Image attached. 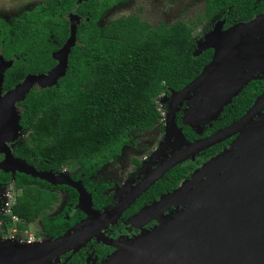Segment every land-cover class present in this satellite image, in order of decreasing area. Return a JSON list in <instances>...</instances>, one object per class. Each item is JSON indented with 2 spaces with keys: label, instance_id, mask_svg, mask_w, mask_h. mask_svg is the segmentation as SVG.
Returning <instances> with one entry per match:
<instances>
[{
  "label": "trees",
  "instance_id": "obj_1",
  "mask_svg": "<svg viewBox=\"0 0 264 264\" xmlns=\"http://www.w3.org/2000/svg\"><path fill=\"white\" fill-rule=\"evenodd\" d=\"M78 1L42 0L8 22L0 19V55L13 61L4 73L3 91L28 74H44L54 68L52 54L69 36L67 16L74 13L82 19L65 76L54 87L33 88L18 104L24 137L16 141L12 153L41 172L77 168L71 179L82 180L93 206L99 209L107 203L104 192L109 183H94L91 177L114 163L124 148L133 146V134L160 126L162 117L155 100L163 93L169 95V90L187 86L210 62L213 52L209 49L193 57L194 30L182 21L152 26L129 15L100 26L102 18L125 0ZM203 1L199 22L207 24L221 16L225 20L223 29L251 20L264 7V0ZM263 88L262 81L250 82L202 135L182 125L180 115L176 124L189 143L208 136L240 118ZM232 139L212 147L207 155H213ZM204 160L175 166L147 191L146 200L173 192ZM10 184L15 201L11 214L18 222L13 224L10 216L0 215L4 233L13 226L12 230L22 234L39 223L36 239H55L83 217L75 211L67 220L65 208L50 216L59 196L45 181L0 171V188ZM59 188L67 191L68 202L74 206L76 191L67 186Z\"/></svg>",
  "mask_w": 264,
  "mask_h": 264
},
{
  "label": "water",
  "instance_id": "obj_2",
  "mask_svg": "<svg viewBox=\"0 0 264 264\" xmlns=\"http://www.w3.org/2000/svg\"><path fill=\"white\" fill-rule=\"evenodd\" d=\"M68 20L69 36L52 54L54 68L44 74H28L3 94L4 73L13 61L0 55V171L74 189L78 195L75 209L86 218L55 239L33 244L1 242L0 264H56L60 256L70 252L63 263L66 264L169 170L233 137L228 148L204 162L173 192L145 207L139 216L145 221L156 220L157 224L125 240L101 264H264V90L236 121L190 143L176 125L174 111L185 105L181 124L202 135L204 127L211 126L233 98L256 80L257 74L264 73V14L226 29L225 20L221 19L205 41L196 43L193 57L209 49L212 57L187 86L179 91L169 90L164 138L145 163L156 164L155 167L114 206L101 212L93 209L91 194L81 179L37 171L12 153V145L23 135L18 104L33 88L54 87L66 74L76 30L82 22L76 14ZM178 136L182 145L169 156L164 155L170 140ZM2 201L0 193V208ZM177 204L182 207L179 211L171 216L165 214L169 206Z\"/></svg>",
  "mask_w": 264,
  "mask_h": 264
},
{
  "label": "rangeland",
  "instance_id": "obj_3",
  "mask_svg": "<svg viewBox=\"0 0 264 264\" xmlns=\"http://www.w3.org/2000/svg\"><path fill=\"white\" fill-rule=\"evenodd\" d=\"M41 1L42 0H0V17L5 21H10L19 13L32 9ZM203 12V0H125L123 4L109 11L99 22V25L103 26L110 19L128 15H135L139 17L140 20L145 21L152 26L158 24L159 22L172 23L175 21H182L193 28L194 39L199 45L203 41H205L208 35L213 31L215 23L222 19L221 16H217L211 22L207 24H201L199 22V18L203 16ZM72 14L74 13H71L69 16H67V19H69ZM261 76V74H257L255 77H258L257 79H260ZM169 97L170 94L167 95L163 93L155 100V103L158 105L160 114L161 112L164 113V115H161L162 119L160 126L150 132L133 134V146L124 148L120 157L114 163L103 167L93 177V181L107 182L109 184L114 183L117 186L121 185L118 188V193H121L129 185L131 180H128L126 184H123V180L127 175L130 174L131 171H134V162L137 161L140 164L141 162L147 163L150 155L155 149H157L160 142H162L164 138V120L170 107L169 102L166 103L165 99H169ZM184 106L185 105H181L180 107L178 106V108L182 110L184 109ZM174 111L175 115H177V113L179 112L175 109ZM23 137L24 135H20L19 137H17V140L22 139ZM175 138L177 141L175 140ZM175 138L170 140L169 147L164 155H168L170 152L176 150L182 145L178 142V140H181L180 136ZM149 164L153 165L151 163H148V165ZM65 169L66 173H63V175L66 176H69L77 170V168L71 167H66ZM0 193H9V195L13 196L14 198V192L12 190L11 184L1 187ZM59 196L60 202L51 214H55L59 210H61L63 206L66 205V202L69 198L68 194H66L64 191H60ZM181 208L182 207L180 205L178 206V204L173 206V209L170 211L169 215L171 216L175 214ZM12 228L7 230L5 233L0 228V243L10 241L17 244H25L27 236H33L35 232L40 230L41 226L38 223L32 224L29 226L28 231L22 234L14 232ZM145 230H141L138 235H140ZM138 235H135L132 238ZM132 238H125L121 241H118L116 243V246L118 247L125 240ZM40 241L42 240H37L35 241V243H39Z\"/></svg>",
  "mask_w": 264,
  "mask_h": 264
},
{
  "label": "flooded vegetation",
  "instance_id": "obj_4",
  "mask_svg": "<svg viewBox=\"0 0 264 264\" xmlns=\"http://www.w3.org/2000/svg\"><path fill=\"white\" fill-rule=\"evenodd\" d=\"M123 4V3H122ZM116 8V7H115ZM113 10V9H112ZM264 14V7H263V10L256 14L253 18H255L256 16L258 15H262ZM129 16V15H128ZM252 18V19H253ZM0 19L4 20L3 18L0 17ZM5 21V20H4ZM8 22V21H7ZM9 61V60H7ZM262 76L260 77V79H256L254 81H262L264 82V73L261 74ZM252 82V81H250ZM249 82V83H250ZM248 83V84H249ZM247 84V85H248ZM264 90V88H263ZM262 90V91H263ZM261 91V92H262ZM5 91H3L2 89V94L4 93ZM227 107V106H226ZM225 107V108H226ZM185 108V106H184ZM183 110V109H182ZM182 110H180L177 115H176V118L177 116L180 115V120L182 119ZM224 110V109H223ZM248 110V109H247ZM223 112V111H222ZM220 116V115H219ZM175 123H176V119H175ZM177 125V124H176ZM212 125V123H211ZM178 126V125H177ZM228 126V125H227ZM179 127V126H178ZM211 126L209 125H206L204 127V130H203V133L205 132L206 128H210ZM226 127V126H225ZM224 128V127H223ZM219 130V129H218ZM216 132V131H215ZM202 133V134H203ZM214 133V132H213ZM212 134V133H211ZM206 137V136H204ZM200 138H203L200 137ZM200 138H197V139H200ZM235 137H233L234 139ZM195 139V140H197ZM232 139V140H233ZM232 140H230L224 147L218 149L217 151H215V153L212 155V154H209L207 155V153L209 152L207 149L206 151L200 153L198 156H196L195 160H188V161H192L193 163L194 162H197L198 160H202V159H205L204 161L202 162H206L208 159H210L211 157L215 156L216 154L222 152L224 149L228 148L229 147V144L232 142ZM226 142V141H225ZM16 143V142H15ZM14 143V144H15ZM224 143V142H223ZM14 144L12 145V148L14 146ZM222 144V143H221ZM169 147V145H168ZM215 147V146H213ZM168 148H166L167 150ZM211 149V148H210ZM171 153V152H170ZM170 153L167 155L169 156ZM158 155V152H156V155L155 157H157ZM3 159V155H0V161ZM157 162V161H155ZM187 162V161H186ZM185 163V162H184ZM135 164V167H134V171H131L129 175H127L125 177V179L123 180V184H126V182L128 180H131L129 185L121 192V193H118L119 191V186L115 185L114 183L112 184H109V188L104 192V195H105V199H107V203L105 205H103L101 208H95L93 205V209L101 212L104 210V208L106 207H109V206H114L116 201L123 196V194L125 192H127L130 188H132L134 185H136L144 176L146 173H148L150 170H152L156 164H153V165H147L143 162H141V164L139 162H134ZM202 164V163H201ZM201 166V165H200ZM199 165L195 166L193 171L196 170L198 167H200ZM105 167V166H104ZM102 169V168H101ZM100 169V170H101ZM99 170V171H100ZM77 171V170H76ZM98 171V172H99ZM170 171V170H169ZM168 171V172H169ZM192 171V172H193ZM96 172L95 175L98 173ZM167 172V173H168ZM191 172V173H192ZM55 174L59 175V174H63V173H66V169H61L59 171H54ZM166 173V174H167ZM76 174V172L72 173L69 175V177H73L74 175ZM165 174V175H166ZM93 175L91 177V181L96 183V181H93V177L95 176ZM164 175V176H165ZM163 176V177H164ZM162 177V178H163ZM161 178V179H162ZM160 179V180H161ZM159 181V180H158ZM157 181V182H158ZM184 181V180H182ZM182 181L180 182V184L182 183ZM156 182V183H157ZM107 183V182H106ZM122 184V185H123ZM155 184V183H154ZM153 184V185H154ZM50 185V184H49ZM115 185V186H114ZM153 185L147 190L149 191ZM52 192H56L59 196V192L60 191H64L66 194L67 191L62 189V188H59L61 186H52ZM179 186V185H178ZM115 189V190H114ZM113 192H112V191ZM118 191V192H117ZM144 192L138 199L135 200V202L130 205L121 215L120 217L111 225H109L107 228H105L104 230H102L101 234H99L98 237H95L93 238L92 240L88 241L85 246L83 248H81L78 252H76L74 255L71 256V258L67 261L66 264H101L104 260H106L111 254H113L116 250H117V246H116V243L118 241H121L125 238H132L133 236L135 235H138L139 232L141 230H149L151 229L153 226H155L157 224V221L156 220H152V221H145L144 218L142 216H139L140 213L142 212V210L149 206V205H153L155 203H158L160 201V198H161V195H156V198L152 199V200H146L147 196L145 197V194L147 193ZM174 191V190H173ZM172 191H166L163 195H166V194H169L171 193ZM69 196V195H68ZM69 200V198H68ZM66 202V205L63 206L62 209H67L68 213L66 214L65 218L67 220H69V217L75 212V211H79V210H76L75 209V205L74 206H71L69 204V202ZM59 202H60V196H59ZM59 203H57L54 208L52 210L49 211V214L50 216H55L57 214L60 213V211L62 210H59L57 213L55 214H51L55 207L58 205ZM173 206L174 205H171L168 207V210L165 212V214H168L170 213V211L173 209ZM81 212V211H79ZM82 213V212H81ZM83 214V217L81 219H79L76 223L74 224H77L78 222L82 221L83 219L86 218L85 214ZM39 224V223H38ZM71 227H69L68 229H70ZM67 229V230H68ZM50 239V238H48ZM71 255V253H66L62 256L59 257V261L56 263V264H63L64 261Z\"/></svg>",
  "mask_w": 264,
  "mask_h": 264
},
{
  "label": "built area",
  "instance_id": "obj_5",
  "mask_svg": "<svg viewBox=\"0 0 264 264\" xmlns=\"http://www.w3.org/2000/svg\"><path fill=\"white\" fill-rule=\"evenodd\" d=\"M161 115H164V113L161 112ZM1 195H2L3 201H2L1 208H0V214L10 216L12 223L15 224L16 222H18V218L11 214V207L13 206V204L15 202L14 198H13V196L9 195V193L8 194L2 193ZM13 231L16 232L15 229H13ZM26 232H24V233H26ZM35 241H37V239L34 235L33 236L28 235L27 239L25 240V244H33V243H35Z\"/></svg>",
  "mask_w": 264,
  "mask_h": 264
},
{
  "label": "bare ground",
  "instance_id": "obj_6",
  "mask_svg": "<svg viewBox=\"0 0 264 264\" xmlns=\"http://www.w3.org/2000/svg\"><path fill=\"white\" fill-rule=\"evenodd\" d=\"M155 155H156V153H155ZM155 155H154V157H155Z\"/></svg>",
  "mask_w": 264,
  "mask_h": 264
}]
</instances>
